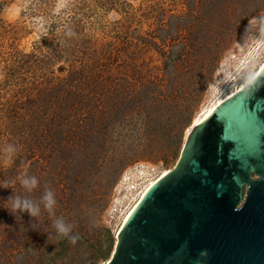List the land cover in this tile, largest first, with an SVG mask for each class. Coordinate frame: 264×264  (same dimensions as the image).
<instances>
[{
  "label": "rangeland",
  "instance_id": "374dc122",
  "mask_svg": "<svg viewBox=\"0 0 264 264\" xmlns=\"http://www.w3.org/2000/svg\"><path fill=\"white\" fill-rule=\"evenodd\" d=\"M71 2L0 0V149L12 143L20 153L34 141L45 107L69 99L60 87L69 69L87 65L94 81L81 97L90 109L81 129L62 127L71 145L58 128L39 161L0 164V183L15 181L0 188V264H104L140 193L175 166L189 131L264 62V0ZM57 24L72 32L43 37ZM24 172L38 173L31 193L19 184ZM46 187L56 217L74 225L75 245L55 235L42 204L38 220L8 210L14 194L38 202Z\"/></svg>",
  "mask_w": 264,
  "mask_h": 264
},
{
  "label": "water",
  "instance_id": "95a60500",
  "mask_svg": "<svg viewBox=\"0 0 264 264\" xmlns=\"http://www.w3.org/2000/svg\"><path fill=\"white\" fill-rule=\"evenodd\" d=\"M117 238L105 264H264V70L189 131Z\"/></svg>",
  "mask_w": 264,
  "mask_h": 264
},
{
  "label": "trees",
  "instance_id": "16d2710c",
  "mask_svg": "<svg viewBox=\"0 0 264 264\" xmlns=\"http://www.w3.org/2000/svg\"><path fill=\"white\" fill-rule=\"evenodd\" d=\"M75 0H72L71 3H73ZM114 2L109 0V3L112 4ZM53 25L48 30V33L43 35V37H51V38H57L61 36V33L64 30H68L69 32H72V25L67 24V25ZM71 42V41H70ZM51 45V49H52ZM56 46H54V49ZM120 46H116L115 48H109L107 52L103 53L105 57L99 58L97 61H95V64L98 66L97 71H100L101 69L107 68V63L108 60L110 59L111 56H114L113 54L120 53L119 51ZM119 51V52H118ZM35 56V55H34ZM115 57V56H114ZM95 65V66H96ZM83 67L81 70L72 68L68 70V76L70 77L67 82L63 83L62 89L65 90V96L69 97V99L65 100L64 99V104L61 108V105H59L57 108L58 110L52 109L51 105L48 107H45V110L43 112V115L47 118L46 123L43 125L40 124V127L42 128L35 136V139L32 143L27 144L26 146L23 147V150L19 153L18 155L14 158V168H18V166L25 165V164H30L34 162V159H37L38 161L41 159L40 148H42L41 144L44 139H52L54 135L56 134V130L59 128L61 134L63 133L62 127L66 126L68 127L69 130H76L77 124L78 127L80 128V123L85 120V112L82 113V110L87 111L90 113V109L85 105L82 108L79 107L81 106L82 102L81 100L85 99V96L83 94L84 90H89L90 87L92 86L91 84L94 83L92 81V75L89 74L90 70H87V65H82ZM91 66L90 68H92ZM76 75V76H75ZM77 79H76V78ZM93 82V83H92ZM94 87V86H93ZM63 90V91H64ZM50 91V88L48 89L47 92ZM62 91V90H61ZM85 93V92H84ZM81 97H84L82 99ZM53 98H57V93L53 96ZM62 97L61 99H63ZM32 100V99H31ZM65 101L67 103L65 104ZM50 110V111H49ZM78 110H81V112H77ZM14 116H17V112L13 111ZM97 115V113H95ZM15 116V117H16ZM77 117V118H76ZM98 119V116H97ZM61 127V128H60ZM81 129V128H80ZM58 139H64L62 145H71L72 142H74V139H71L70 136L67 134H62ZM36 161V160H35ZM35 174L34 176H37Z\"/></svg>",
  "mask_w": 264,
  "mask_h": 264
},
{
  "label": "clouds",
  "instance_id": "9594fccd",
  "mask_svg": "<svg viewBox=\"0 0 264 264\" xmlns=\"http://www.w3.org/2000/svg\"><path fill=\"white\" fill-rule=\"evenodd\" d=\"M19 149L16 145L12 143L6 144L3 149H0V164L3 166H11L15 160L14 157L18 155ZM20 186L27 193H31L35 191L39 187V180L34 175H29L27 172H24L18 176ZM15 184V181L11 183L8 180H4L0 183V188H12ZM8 201L11 202V208L8 209L10 213H24L27 212L30 217L38 218L41 215V204L43 205V209L49 214L51 217H55L53 220V227L55 229V235L68 239L69 243L75 245L80 239L78 234L73 233L74 225L65 221L63 217H56V207L57 200L55 197V193L50 188H45L43 195L40 200L34 201L33 199L28 198L27 196L21 195H13ZM33 229H36L33 224L31 225Z\"/></svg>",
  "mask_w": 264,
  "mask_h": 264
},
{
  "label": "bare ground",
  "instance_id": "6f19581e",
  "mask_svg": "<svg viewBox=\"0 0 264 264\" xmlns=\"http://www.w3.org/2000/svg\"><path fill=\"white\" fill-rule=\"evenodd\" d=\"M260 42H264V38H262V40ZM260 43H258L257 47L254 48L253 50V54L251 56V59L249 58L248 60H245V62L243 63V68H246L247 66H249L252 62V58L254 57L253 55L255 54V51H257V49L259 48ZM254 61V60H253ZM264 70V62L261 64V66L256 70V72L250 76V78L248 80H246L243 84H241L240 86L237 87V89L233 90L232 93H230L229 95L223 97L220 101H218L214 106H212L204 115L203 117H201V119L199 121H197V123L194 125L197 126L198 124H200L201 122H203L205 119H207L221 104H223L224 102H226L227 100H229L230 98L234 97L235 95H237L238 93H240L241 91H243L244 89H246L254 80H256V78L262 73V71ZM236 74V73H234ZM166 171L161 175V177L163 175H165ZM159 177L158 179L154 180L153 182H151L144 190L142 193H140L141 195H139V199L138 201L135 203V205L132 207V209L128 212L127 216L125 217L123 223H122V227L121 229L124 227V225L128 222V220L131 218V216L133 215L134 211L137 209V207L139 206V204L141 203V201L144 199L145 195L147 194V192L150 190V188L157 182L159 181V179L161 178ZM134 198V197H133ZM138 198V197H137ZM132 202V201H131ZM133 205V204H132ZM120 229V231H121ZM107 262V261H106ZM105 262V263H106ZM104 263V264H105Z\"/></svg>",
  "mask_w": 264,
  "mask_h": 264
}]
</instances>
